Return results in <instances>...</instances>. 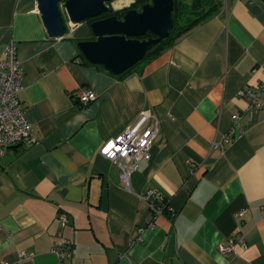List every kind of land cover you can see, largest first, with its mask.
I'll return each instance as SVG.
<instances>
[{
    "label": "crops",
    "instance_id": "0c3cea01",
    "mask_svg": "<svg viewBox=\"0 0 264 264\" xmlns=\"http://www.w3.org/2000/svg\"><path fill=\"white\" fill-rule=\"evenodd\" d=\"M133 2L76 24L64 14L66 34L51 38L37 0H0V57L13 41L35 139L0 156V264H264V92L251 114L239 95L264 82V0H201L213 6L201 23L122 76L84 63L76 44L94 39L91 22ZM82 88L96 95L86 105ZM141 111L158 130L126 188L100 148ZM149 188L172 214H152ZM236 233L244 244L221 254ZM62 237L63 260L51 251Z\"/></svg>",
    "mask_w": 264,
    "mask_h": 264
},
{
    "label": "built area",
    "instance_id": "2783aa9c",
    "mask_svg": "<svg viewBox=\"0 0 264 264\" xmlns=\"http://www.w3.org/2000/svg\"><path fill=\"white\" fill-rule=\"evenodd\" d=\"M264 72V71H263ZM23 68L16 57V45L13 41L5 45L3 57H0V156L7 149L16 145L29 146L35 143L32 128L27 120L18 99V93L22 87ZM264 92V82L259 87L244 86L239 95L248 102L247 112L251 114L261 107V96ZM77 103L86 105L96 98L95 93L86 88L79 89L74 95ZM147 111H141L125 130L115 138L105 141L100 154L115 163L120 169V179L124 187H129V177L132 171L138 169L142 160H148L151 156V147L158 130V121L149 124ZM240 119L239 113L231 115L232 124L224 142L232 139L234 125ZM142 198L147 203L153 215L157 216L165 212L172 214L169 201L156 189H147ZM57 220L62 225L68 221L67 214L59 212ZM244 244V235L236 233L225 244L220 245V253H229L236 245ZM73 242L62 237L51 243V251L61 260L68 259L72 255ZM6 264V263H3Z\"/></svg>",
    "mask_w": 264,
    "mask_h": 264
},
{
    "label": "water",
    "instance_id": "95a60500",
    "mask_svg": "<svg viewBox=\"0 0 264 264\" xmlns=\"http://www.w3.org/2000/svg\"><path fill=\"white\" fill-rule=\"evenodd\" d=\"M111 0H37L38 10L51 38L66 34L64 14L72 23L97 18L109 12ZM174 0H151L139 10L127 9L120 18L105 16L91 22L94 39L77 42L81 55L119 75L140 62L146 53L173 28ZM150 32L153 36L139 38Z\"/></svg>",
    "mask_w": 264,
    "mask_h": 264
},
{
    "label": "trees",
    "instance_id": "16d2710c",
    "mask_svg": "<svg viewBox=\"0 0 264 264\" xmlns=\"http://www.w3.org/2000/svg\"><path fill=\"white\" fill-rule=\"evenodd\" d=\"M190 1L191 3H189L188 0H174L173 28L171 29L169 36L162 39L159 43L154 45L146 53L145 57L140 62H138L136 65H134L132 68L128 69L127 71L123 72L122 74L116 76H122L127 72H129L130 70L138 67L143 62L149 60L150 58H153L161 51L166 49L168 46H170L178 37L191 30L197 24L201 23L205 19V17H207L208 14L211 13L212 11L211 9L213 8V6H210V8L207 11H204L202 9V5H205L204 2L201 3L200 2L201 0H190ZM150 2L151 0H134V2L130 5L129 8L140 9L144 4ZM122 12L114 11V12H110L109 14L117 15L118 18H120L123 14ZM150 36L153 35L150 32H147L144 36H141L139 38H147ZM80 56L82 57L81 54ZM82 61L86 64H90L83 57H82ZM100 67L103 68L102 66Z\"/></svg>",
    "mask_w": 264,
    "mask_h": 264
}]
</instances>
